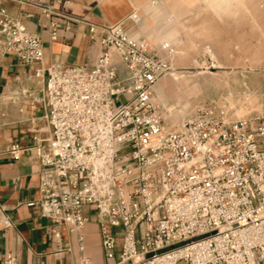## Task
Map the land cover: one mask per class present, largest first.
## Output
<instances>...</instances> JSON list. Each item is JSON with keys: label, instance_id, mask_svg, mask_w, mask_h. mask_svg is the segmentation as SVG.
I'll return each instance as SVG.
<instances>
[{"label": "built area", "instance_id": "1", "mask_svg": "<svg viewBox=\"0 0 264 264\" xmlns=\"http://www.w3.org/2000/svg\"><path fill=\"white\" fill-rule=\"evenodd\" d=\"M6 1L36 9L50 41L74 24L93 39L96 26L71 16L73 0ZM127 19L140 22L136 11ZM98 30L92 64L33 72L48 134L29 148L39 196L27 205L48 222L53 254L73 253L66 238L77 264H92L83 230L93 219L102 264H264V115L233 119L199 106L166 131L152 91L175 46L134 36L122 22ZM0 56L30 66L43 59L41 37L1 6ZM23 150L4 149L12 158ZM11 226L0 205V235ZM1 264L19 263L6 253Z\"/></svg>", "mask_w": 264, "mask_h": 264}, {"label": "crops", "instance_id": "2", "mask_svg": "<svg viewBox=\"0 0 264 264\" xmlns=\"http://www.w3.org/2000/svg\"><path fill=\"white\" fill-rule=\"evenodd\" d=\"M0 6L9 15L21 17L27 30L41 37L43 45V59L38 65H22L14 57L0 56V205L12 223L0 235V264L6 253L13 254L19 264H77L75 244L66 238L63 246L70 243L73 253L53 254L48 222L38 215L34 207L27 205L37 201L39 196V166L29 148L48 134L43 112L34 104L32 97L43 82L35 78L33 72L51 63L90 65L100 51L99 27L122 22L124 28L130 30L133 24L127 17L133 11L140 16L136 26H141L142 19L151 13L161 16L167 8L164 0H73L71 16L96 26L93 39H90L85 25L74 24L69 31H61L56 41H50L47 20L36 9L6 0ZM173 12V16H177L184 10L175 9ZM22 14L30 16L23 17ZM137 36L146 35L139 32ZM14 144L24 149L18 158H12L4 151ZM91 212L89 208L85 210L88 216ZM83 232L85 254L92 264H102L98 228L93 219L85 224Z\"/></svg>", "mask_w": 264, "mask_h": 264}, {"label": "rangeland", "instance_id": "3", "mask_svg": "<svg viewBox=\"0 0 264 264\" xmlns=\"http://www.w3.org/2000/svg\"><path fill=\"white\" fill-rule=\"evenodd\" d=\"M129 32H143L157 45L169 41L176 53L170 70L152 91L166 131L177 129L199 106L227 116L264 115V0H164ZM184 12L173 16V10ZM86 241L84 242L85 246Z\"/></svg>", "mask_w": 264, "mask_h": 264}]
</instances>
